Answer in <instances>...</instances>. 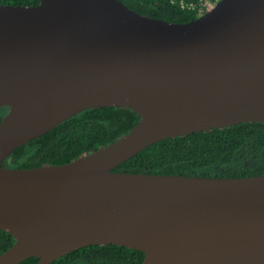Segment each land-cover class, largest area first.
Segmentation results:
<instances>
[{"label":"water","instance_id":"obj_1","mask_svg":"<svg viewBox=\"0 0 264 264\" xmlns=\"http://www.w3.org/2000/svg\"><path fill=\"white\" fill-rule=\"evenodd\" d=\"M0 163L67 119L130 108L139 123L63 165L0 167V264L115 244L143 264H264V175L115 169L178 136L264 122V0L172 23L120 0L0 5Z\"/></svg>","mask_w":264,"mask_h":264},{"label":"trees","instance_id":"obj_2","mask_svg":"<svg viewBox=\"0 0 264 264\" xmlns=\"http://www.w3.org/2000/svg\"><path fill=\"white\" fill-rule=\"evenodd\" d=\"M130 9L172 23L199 18L182 9L180 0H120ZM172 1H175L172 3ZM40 0H0V5L36 6ZM0 108V121L9 112ZM141 120L130 108L102 107L67 119L50 132L20 146L0 163L12 168L63 165L127 135ZM133 174L239 178L264 175V122H245L208 132L167 138L115 169ZM15 238L0 230V254ZM145 253L115 244L93 245L72 251L49 264H143ZM30 257L20 264H37Z\"/></svg>","mask_w":264,"mask_h":264},{"label":"built area","instance_id":"obj_3","mask_svg":"<svg viewBox=\"0 0 264 264\" xmlns=\"http://www.w3.org/2000/svg\"><path fill=\"white\" fill-rule=\"evenodd\" d=\"M221 0H180L179 5L184 10L195 12L199 17L212 11ZM175 1H172L174 3Z\"/></svg>","mask_w":264,"mask_h":264}]
</instances>
